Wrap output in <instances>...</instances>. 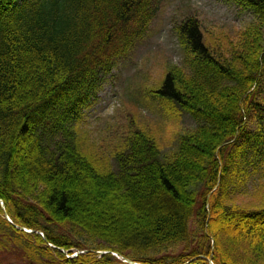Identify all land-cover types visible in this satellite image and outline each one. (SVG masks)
Returning <instances> with one entry per match:
<instances>
[{"label":"trees","instance_id":"16d2710c","mask_svg":"<svg viewBox=\"0 0 264 264\" xmlns=\"http://www.w3.org/2000/svg\"><path fill=\"white\" fill-rule=\"evenodd\" d=\"M232 1L264 22V0ZM158 3L0 0V264H264V31L208 41L193 16L174 26L182 64L159 94L199 125L168 160L150 131L111 156L84 135Z\"/></svg>","mask_w":264,"mask_h":264},{"label":"rangeland","instance_id":"374dc122","mask_svg":"<svg viewBox=\"0 0 264 264\" xmlns=\"http://www.w3.org/2000/svg\"><path fill=\"white\" fill-rule=\"evenodd\" d=\"M189 16L199 21L208 41L236 38L249 26H256L259 34L264 31V22L232 0H159L157 15L145 37L104 78L94 100L83 111L82 130L94 148L111 156L125 147L132 129H141L152 133L166 161L176 150L180 135L197 128L199 123L159 94L168 67L182 64L174 26ZM261 85L259 101L264 103V78ZM258 126V120L249 123L251 131ZM257 178L250 180L256 182ZM250 180L246 183L248 192L255 184Z\"/></svg>","mask_w":264,"mask_h":264},{"label":"water","instance_id":"95a60500","mask_svg":"<svg viewBox=\"0 0 264 264\" xmlns=\"http://www.w3.org/2000/svg\"><path fill=\"white\" fill-rule=\"evenodd\" d=\"M9 222H10V221H9ZM10 223H11V222H10ZM18 229H21V230H23V231H25V232H27V233H31V231H27V230L22 229V228H18ZM114 256H116V255H114ZM118 259H119V258H118ZM124 262L129 263V264H134V263L130 262L129 260H124Z\"/></svg>","mask_w":264,"mask_h":264}]
</instances>
